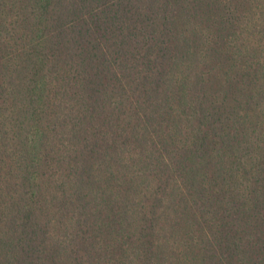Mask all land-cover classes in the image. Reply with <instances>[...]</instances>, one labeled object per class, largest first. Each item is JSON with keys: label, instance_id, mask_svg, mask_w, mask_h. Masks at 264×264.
Segmentation results:
<instances>
[{"label": "trees", "instance_id": "16d2710c", "mask_svg": "<svg viewBox=\"0 0 264 264\" xmlns=\"http://www.w3.org/2000/svg\"><path fill=\"white\" fill-rule=\"evenodd\" d=\"M0 264H264V0H0Z\"/></svg>", "mask_w": 264, "mask_h": 264}]
</instances>
